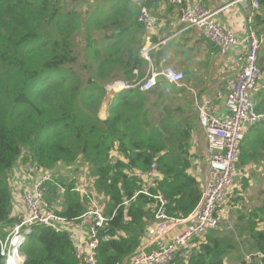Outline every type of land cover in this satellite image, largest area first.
I'll use <instances>...</instances> for the list:
<instances>
[{"label":"trees","instance_id":"16d2710c","mask_svg":"<svg viewBox=\"0 0 264 264\" xmlns=\"http://www.w3.org/2000/svg\"><path fill=\"white\" fill-rule=\"evenodd\" d=\"M91 1L71 0L86 5L82 12L68 0H0V250L9 244L8 234L20 222L15 214L17 184L11 177L16 166L23 162L57 175L56 184L49 183L46 198L54 206L57 184L68 188L58 215L71 221L88 211L90 201L72 192L78 183H68L60 172L81 162L90 168L96 194L107 199L106 225L112 237L99 247L96 263L132 264L145 235L156 226L158 211V201L137 195L143 186L148 187L137 174H146L156 163L161 178L148 192L168 201L166 214L172 219L189 218L201 201L203 188L189 173L194 159L185 128L189 120L181 103H175L188 101L178 97L185 92L173 89L166 93L164 84L150 92L123 91L111 98L108 117L100 118L104 87L115 81L133 82L135 70L143 78L148 63L140 55L144 41L135 45L132 34H92L105 23L100 14L103 2ZM260 6L254 20L256 31L264 24V0ZM115 13L109 8L104 17L113 19ZM123 13L128 14V8ZM134 25H139L137 19ZM81 32L86 34L88 62L84 67L88 74L76 68L82 53L76 39ZM180 43L175 41L172 46L179 49ZM167 66L178 70L163 65ZM188 77L184 73V84ZM257 99L259 110H264V89ZM260 128L258 141L264 148V123ZM174 133L178 135L173 147L168 142ZM245 139L239 158L243 165L255 154L247 149ZM23 150L28 154L21 158ZM242 191L243 185L235 189L232 208L241 202L238 193ZM243 218L249 221L240 227L248 253L240 256V264H264V229H259L264 205L245 212ZM193 244L190 259L178 258L172 264H226L228 257L241 250L233 233L221 230ZM76 248L68 233L36 225L23 247L24 264H86L77 257ZM6 262L7 257L0 254V264Z\"/></svg>","mask_w":264,"mask_h":264},{"label":"built area","instance_id":"2783aa9c","mask_svg":"<svg viewBox=\"0 0 264 264\" xmlns=\"http://www.w3.org/2000/svg\"><path fill=\"white\" fill-rule=\"evenodd\" d=\"M150 1L154 0H136L140 9L137 22L145 28L146 34L152 33L158 23L147 7ZM167 1L177 9V19L171 23L173 37L182 36L192 29L199 30L201 36L220 53L224 54L230 49L237 53L236 71L232 77L224 80L215 96L217 103L212 105L209 100L201 106L197 105L199 122L208 144L211 173V177L203 184L199 205L189 218L172 219L166 214L168 201L162 195L152 196L148 188L140 190L137 195L145 194L158 201L157 223L148 242L132 256V264H172L178 258L190 259L194 241L211 231L220 230L227 208L231 207L227 203L239 176L236 166L242 154L241 144L254 127L264 123V110H259L257 99L259 92L264 89V69L260 64L264 35H260L254 28V20L261 10L260 0H231L228 5L245 7L246 33L243 37L236 35L230 26L216 23L214 17L217 13L208 10L196 0ZM163 44L164 41L156 44L149 42L143 47L141 57L148 63L143 78H139L138 70H135L136 78L133 82L115 81L107 84L104 87L106 96L134 89L150 92L162 82L168 85L166 93L170 92V87H185L182 71L170 66H155L153 51L161 48ZM192 93L196 102L198 95ZM27 154V151L23 150L21 158ZM17 176L21 185H17L16 195L23 203V210L18 214L20 222L8 234L9 244L0 250L1 256L7 257L6 264L25 263L27 258L23 247L32 233V227L36 225L46 226L57 233H68L76 244L77 257L83 263L97 264L99 247L102 243L109 242L112 237L106 225L105 207L100 204L98 194L87 187L74 189L73 192L88 199L90 205L87 212L70 221L58 215L60 209L56 206H63L65 189L58 187L59 204L57 202L53 206L46 198L49 183L56 184L53 174L27 164ZM137 176L147 183H155L161 178L156 163L151 165L146 174L138 173ZM87 181L83 178L81 182L84 184ZM184 222L188 225L185 230L167 238L172 226ZM80 232H85V236H80Z\"/></svg>","mask_w":264,"mask_h":264},{"label":"crops","instance_id":"0c3cea01","mask_svg":"<svg viewBox=\"0 0 264 264\" xmlns=\"http://www.w3.org/2000/svg\"><path fill=\"white\" fill-rule=\"evenodd\" d=\"M99 1L103 2L100 5V7H102V11L100 14L102 16L101 20L105 23V26L94 28L92 34H95L97 32H100L102 34H132L131 38L135 42V45H137V43H139L141 40L144 41V45H147L149 42H151V44H156L154 42L158 43L164 41V44L161 48H163L167 43L172 42L170 46V52L166 55V57L158 67L162 68L165 64H171L172 66H175L178 68V70H180L179 67L182 66L184 70L181 71L189 75V78L186 81L187 83H185L184 85L185 87H188L187 89H189L190 91L181 90L178 87L170 88L171 90L176 89L178 91L185 92L184 95L179 94L180 96L178 97L188 98V101L181 99L180 102L175 103L176 105H178V103H181L183 108L186 110L185 117L188 118L189 121L187 122L185 128L188 127L191 136L190 149L193 150L194 148H197L196 151H199V153L201 154L193 155L194 159H192L191 161L192 167L190 168L189 173L200 181L203 188L204 182H206L211 177V173L208 163V144L203 127L199 122L197 105L199 104L201 106L204 102H207L209 100L212 102V105L213 103H217L215 101V96L220 90L224 80L232 77L235 74V61L237 53L231 49L227 50L224 54L220 53L217 48H215L201 36L199 30L197 29L189 30L183 33L182 36L174 38L171 23L177 19V9L174 6L168 5L164 1L157 2V0H154L150 1L147 4V7L150 9V11L153 10L162 16V18L158 20L156 28L150 34H146L141 25H138L137 27L134 25L135 20L137 19L139 8L136 0ZM196 1L202 3V5L208 10L217 13L214 17L216 23L220 25L230 26L236 32V34H238V36H245L246 29L244 6L228 7L231 0ZM91 4H93V0L91 1ZM83 6L86 5L84 4ZM109 8H114V10H116V13L114 14L113 19L109 18L107 20L104 15L106 13V10H108ZM124 8H128V14L123 13ZM257 29V31H260V33H263L264 35V24L259 25ZM175 41H180L182 47H180L179 49L173 47L172 44ZM161 48H157L153 51V58H155L156 52ZM184 49H186L187 52L190 49L193 50L191 54H189L188 52L189 57H186V60L185 58H183ZM262 61L263 62L261 65L264 69V57H262ZM161 84H164L165 87H168V85L164 82H162ZM185 87H183L182 89H185ZM192 92L198 95V100H196V102L194 100V95ZM172 107L173 106L171 105L169 108ZM212 108L213 107L211 106V109ZM99 116L103 120L108 117L106 105H103ZM261 131L262 130L259 124L249 132L247 140L245 139L247 149L251 150L255 154L247 164L243 165L240 161L236 166V169L239 170V177H241L240 179L242 180V183L241 180L240 182H238V187L241 185L242 188L243 185V191L238 193V196L242 198V200L235 208L228 206L226 217H223L222 228L220 229L224 232L233 233L235 242H237L238 246L241 248L242 255L248 253L244 249V244L242 242V240L246 239V235L240 229V227L249 224V221L243 218L244 213L247 211L250 212L252 209L259 208L260 206L264 205V187H261V184L264 182V169L261 172L260 169H257L264 167V148H261L262 145L260 144L262 136ZM255 134H257L258 139L260 138L258 143H256V141H254L253 139V136ZM259 161H263L262 166L258 165ZM26 165L27 164L20 162L18 166H16V170L14 169V171H12L11 177L14 175L13 182L17 185H21L19 184L20 180L17 176V173ZM17 205L18 209L22 211L23 203L20 201V199L19 204ZM18 212L19 211L15 209L16 215L18 214ZM223 220L228 221V226L223 227ZM259 224V229H264V221L259 222ZM187 226L188 225L185 222L179 225L172 226L171 232L169 233L167 238H171L174 235L181 233ZM154 228L155 225L152 226V228H150L145 235L146 238L144 241V245L148 242V238L152 235ZM85 232H80V236H85ZM235 256L236 252L234 253V257ZM230 258H233V256H231Z\"/></svg>","mask_w":264,"mask_h":264},{"label":"rangeland","instance_id":"374dc122","mask_svg":"<svg viewBox=\"0 0 264 264\" xmlns=\"http://www.w3.org/2000/svg\"><path fill=\"white\" fill-rule=\"evenodd\" d=\"M69 1V3L71 2V0H68ZM70 5L73 7V8H79L80 10L79 11H82V12H84L85 10H86V6H83V4H75V3H70ZM80 35L77 37V39H76V44L78 45V50H79V52H82L81 54H80V56H79V60H78V63H77V66H76V68L78 69V70H80L81 72H83V73H86V74H88V71H87V69L84 67V65L88 62V57L86 56V54H85V47H86V42H85V37H86V34L84 33V32H81V33H79ZM95 34H102V33H100V32H97V33H95ZM236 35H238V34H236ZM145 45H143L142 46V48H141V50H140V55H141V51H142V49H143V47H144ZM186 57H189V55H188V52H187V50L186 49H184V52H183V58H185V60H186ZM262 57H264V45L262 46V48H261V50H260V64H262ZM180 68V70H184L183 69V67L181 66V67H179ZM189 78V77H188ZM187 78V79H188ZM187 83V82H186ZM188 88V87H187ZM188 91H190L189 89H187ZM117 94H115L114 95V97L116 96ZM192 95V94H191ZM111 97L112 96H105L104 98H103V105L105 106L106 105V107H107V111H108V114H109V106H110V104H111V102H112V100H113V98H112V100H111ZM111 100V101H110ZM110 101V102H109ZM108 102V103H107ZM102 110V109H101ZM178 135V133H174L173 135H172V138H171V141L170 142H168L170 145H172L173 147H174V139L176 138V136ZM249 134H247V136H248ZM246 136V137H247ZM245 137V138H246ZM253 139H254V141H256V143H258L259 141L257 140L258 138H257V134H255L254 136H253ZM191 141V140H190ZM241 147H242V144H241ZM196 149L197 148H194L193 150H190V154L191 155H196V154H199V155H201L200 153H199V151H196ZM198 155V156H199ZM262 163H263V161H259L258 162V165H261L262 166ZM257 169H260V172L264 169V167H261V168H257ZM58 170H61V168L59 167L58 168ZM68 170H70L71 172L69 173H66L65 171H68ZM236 173H237V175H239V170H237L236 169ZM60 174L68 181V183H70V182H77L78 184V186L76 187V188H74L75 190H80V189H82V188H84V187H87V188H89V189H91L95 194H96V191H95V188H94V185H93V179H92V177L90 176V168L87 166L86 167V165L84 164H82L81 162L80 163H78V165L76 166V167H74V168H72V169H67V168H64V170H62V172H60ZM54 175V177H57L58 178V176L57 175H55V174H53ZM81 178L83 179V178H86L88 181L86 182V183H80V180H81ZM241 177H239V176H237V178H236V185H235V187H234V191H235V188H238V182H240V179ZM12 181H13V179H12ZM82 181V180H81ZM241 183H242V180H241ZM258 183V182H257ZM145 184L146 185H148V187H146V186H143V189H146V188H150V187H153L155 184H156V182L155 183H147V182H145ZM58 187H61L62 189H65V192H64V201H65V198H66V194H67V190H69L68 188H66L65 186H63V185H58ZM58 187L56 188V191H58ZM261 187L263 188L264 187V182L261 184ZM240 188V190L242 189L241 188V186L239 187ZM74 189H71V191L73 192V190ZM258 190H259V188H258ZM75 193H77V192H75ZM234 193V192H233ZM233 195V194H232ZM231 195V196H232ZM54 199H55V201L53 202V204L54 205H56V202H58V204H59V202H60V197H59V195L57 194V193H54ZM98 199H99V202H100V204H102L104 207H105V204H106V201H107V199H106V197L105 196H102V195H98ZM21 201V200H20ZM230 201H231V197H230V199H229V201H228V203H227V205H229L230 204ZM15 204H16V206H15V209H17L19 212H18V214L21 212V210H19L18 209V205L17 204H19V199L17 198V197H15ZM56 206H58L59 207V209L60 210H63L64 209V203H63V206H59V205H56ZM17 214V215H18ZM226 217V214L224 215V218ZM228 221H226V220H223V227H225V226H228ZM221 228H222V224H221ZM220 228V229H221ZM242 255V252H241V250L240 251H238V252H236V256L234 257V255H233V258H230V257H228L227 259H226V264H240L241 263V261H242V258L240 257Z\"/></svg>","mask_w":264,"mask_h":264},{"label":"water","instance_id":"95a60500","mask_svg":"<svg viewBox=\"0 0 264 264\" xmlns=\"http://www.w3.org/2000/svg\"><path fill=\"white\" fill-rule=\"evenodd\" d=\"M151 15L156 18L157 20H160L162 18L161 15H159L158 13H156L155 11H151ZM172 42L167 43L163 48H161L160 50H158L155 54V58H154V62L155 65L158 67L160 66L161 62L164 60V58L166 57V55L170 52V46H171Z\"/></svg>","mask_w":264,"mask_h":264},{"label":"bare ground","instance_id":"6f19581e","mask_svg":"<svg viewBox=\"0 0 264 264\" xmlns=\"http://www.w3.org/2000/svg\"><path fill=\"white\" fill-rule=\"evenodd\" d=\"M145 29V28H144ZM184 86H181L180 88H183Z\"/></svg>","mask_w":264,"mask_h":264},{"label":"clouds","instance_id":"9594fccd","mask_svg":"<svg viewBox=\"0 0 264 264\" xmlns=\"http://www.w3.org/2000/svg\"><path fill=\"white\" fill-rule=\"evenodd\" d=\"M114 96V95H113Z\"/></svg>","mask_w":264,"mask_h":264}]
</instances>
